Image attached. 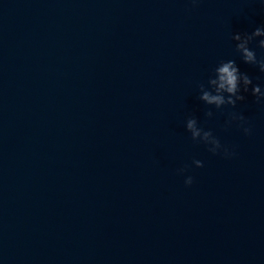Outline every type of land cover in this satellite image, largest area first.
<instances>
[{
    "label": "water",
    "instance_id": "1",
    "mask_svg": "<svg viewBox=\"0 0 264 264\" xmlns=\"http://www.w3.org/2000/svg\"><path fill=\"white\" fill-rule=\"evenodd\" d=\"M257 27L264 0H0V264H264V101L197 87L234 60L264 91Z\"/></svg>",
    "mask_w": 264,
    "mask_h": 264
},
{
    "label": "clouds",
    "instance_id": "2",
    "mask_svg": "<svg viewBox=\"0 0 264 264\" xmlns=\"http://www.w3.org/2000/svg\"><path fill=\"white\" fill-rule=\"evenodd\" d=\"M198 0H192L195 5ZM257 37H264V27H257L251 34L235 33L232 39L236 41L235 49L241 55L244 63L258 66L260 72L264 73V57L257 58L254 50H251L249 45ZM258 47L264 49V38L258 41ZM251 86V95L256 97L257 102L264 101V91L258 84H253L252 78L247 73H242L234 60H221L217 66L212 70V75L207 80V86L204 83L197 85L200 95L199 100L208 106H215L216 109H222L225 106L235 108L238 101H244L245 96L241 94L249 92ZM206 116L212 117L213 112L208 110ZM233 122H237V126L242 128L245 135L251 134V128L245 127L247 124L246 118L235 111L228 113V119L225 121V127L231 126ZM186 130L191 134L193 141L203 142L209 145L208 151L217 154L221 149L225 157L235 155L230 152L227 147L221 145L220 140L213 135L211 130H205L198 126V121L195 117H189L186 120ZM193 164L200 168L203 167V162L194 160ZM185 169H179L183 173ZM185 185L190 186L193 183V178L188 176Z\"/></svg>",
    "mask_w": 264,
    "mask_h": 264
}]
</instances>
